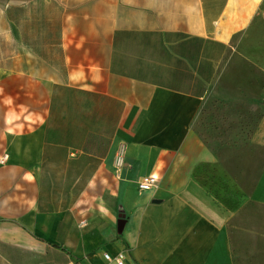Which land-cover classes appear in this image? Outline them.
<instances>
[{
    "label": "crops",
    "instance_id": "1",
    "mask_svg": "<svg viewBox=\"0 0 264 264\" xmlns=\"http://www.w3.org/2000/svg\"><path fill=\"white\" fill-rule=\"evenodd\" d=\"M11 4L0 18V264H104V251L125 264H235L210 190L236 187L228 169L245 184L254 170L248 198L264 206V37L251 44L264 0ZM211 98L249 124L221 156L195 124ZM144 176L153 189H139Z\"/></svg>",
    "mask_w": 264,
    "mask_h": 264
},
{
    "label": "rangeland",
    "instance_id": "2",
    "mask_svg": "<svg viewBox=\"0 0 264 264\" xmlns=\"http://www.w3.org/2000/svg\"><path fill=\"white\" fill-rule=\"evenodd\" d=\"M263 37L264 7L256 15L251 28V44L255 49L260 47ZM244 65L250 67L251 63L243 62L241 66ZM225 105L226 103L219 99H209L195 121L207 144L217 153L219 152L220 156L222 143L228 144V141L231 143L236 132L239 130L244 132L249 127V124L244 121L242 123L236 121L232 114L228 115L225 112L227 108ZM228 172L232 180L238 183L236 187L231 189L226 180L220 179L211 186L210 193L223 216V224L229 232L235 264H264V206L248 198L249 190L255 180V171H252V177L246 179V184L234 169H228Z\"/></svg>",
    "mask_w": 264,
    "mask_h": 264
},
{
    "label": "built area",
    "instance_id": "3",
    "mask_svg": "<svg viewBox=\"0 0 264 264\" xmlns=\"http://www.w3.org/2000/svg\"><path fill=\"white\" fill-rule=\"evenodd\" d=\"M126 145L121 143L114 155V166L117 170H121L124 164ZM156 177L154 176H144L138 183V187L142 191H148L156 186ZM104 264H125L126 253L123 251H118L114 254L104 251L102 253Z\"/></svg>",
    "mask_w": 264,
    "mask_h": 264
},
{
    "label": "clouds",
    "instance_id": "4",
    "mask_svg": "<svg viewBox=\"0 0 264 264\" xmlns=\"http://www.w3.org/2000/svg\"><path fill=\"white\" fill-rule=\"evenodd\" d=\"M12 6L11 0H6L5 5L0 6V18L4 17L6 10Z\"/></svg>",
    "mask_w": 264,
    "mask_h": 264
},
{
    "label": "water",
    "instance_id": "5",
    "mask_svg": "<svg viewBox=\"0 0 264 264\" xmlns=\"http://www.w3.org/2000/svg\"><path fill=\"white\" fill-rule=\"evenodd\" d=\"M123 228V221L120 219L118 224H117V230L118 232H121Z\"/></svg>",
    "mask_w": 264,
    "mask_h": 264
}]
</instances>
